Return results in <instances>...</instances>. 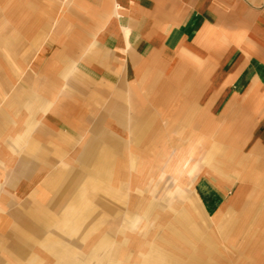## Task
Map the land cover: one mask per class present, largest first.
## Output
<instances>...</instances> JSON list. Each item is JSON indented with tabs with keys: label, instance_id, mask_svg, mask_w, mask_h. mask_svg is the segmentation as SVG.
<instances>
[{
	"label": "crops",
	"instance_id": "obj_1",
	"mask_svg": "<svg viewBox=\"0 0 264 264\" xmlns=\"http://www.w3.org/2000/svg\"><path fill=\"white\" fill-rule=\"evenodd\" d=\"M0 12L7 13V24L0 20V103L1 92L7 93L0 161L6 170H31L24 162L10 167L26 116L31 133L39 117L50 123L73 108L77 115L81 101L94 103L113 92L109 108L130 100L133 134L154 121L148 108L158 110L161 124L150 131L164 134L159 138L190 160L204 217L247 219L264 236V0H8ZM68 68L97 90L77 77L65 82ZM19 76V83L10 81ZM144 93L151 94L147 104ZM122 114L114 112V121L123 124ZM37 132L51 148L63 140ZM36 139L28 155L43 153ZM116 146L110 140L89 144L81 162L101 179ZM19 216L22 230L9 228L8 236L20 251L25 227L30 231V221L39 218ZM184 223L182 216L177 224ZM175 238L187 251L194 242L213 259L197 226L182 227ZM158 260L197 264L192 258Z\"/></svg>",
	"mask_w": 264,
	"mask_h": 264
},
{
	"label": "rangeland",
	"instance_id": "obj_2",
	"mask_svg": "<svg viewBox=\"0 0 264 264\" xmlns=\"http://www.w3.org/2000/svg\"><path fill=\"white\" fill-rule=\"evenodd\" d=\"M7 2L0 0L1 8ZM5 15L0 12V20L7 24ZM76 77L86 88L97 90L73 68L66 69L65 82ZM13 78L11 82L19 83L23 77ZM6 94L1 92L0 110ZM104 94L107 97L94 103L81 101L77 115L73 108L63 118H48L50 123L39 117L31 124V133L25 130L29 118H24L26 124L17 132L20 139L13 141L17 154L10 167L24 162L31 170L18 174L0 161V264H156L162 256L181 263L192 258L197 264H264V236L247 219L202 215L194 198L197 173L190 170V160L150 131L161 124L158 110L148 108L154 121L133 134L130 100L121 108L120 104L109 108L113 92ZM144 95L147 104L151 94ZM120 111L123 124L114 121V112ZM39 129L47 130V135L61 134L63 140L51 148ZM37 137L43 153L28 155L31 139ZM106 140L117 146L98 179L81 156L87 145ZM24 213L39 219L30 221V231L25 227V244L19 251L14 250L8 229L22 230L19 215ZM182 216L185 223L179 226ZM193 226L200 228L211 247L212 260L194 242L188 251L177 243L175 233Z\"/></svg>",
	"mask_w": 264,
	"mask_h": 264
}]
</instances>
